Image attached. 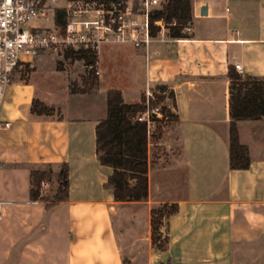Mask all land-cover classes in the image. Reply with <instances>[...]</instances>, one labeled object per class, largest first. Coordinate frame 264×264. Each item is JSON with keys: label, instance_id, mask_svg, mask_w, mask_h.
I'll return each instance as SVG.
<instances>
[{"label": "crops", "instance_id": "crops-1", "mask_svg": "<svg viewBox=\"0 0 264 264\" xmlns=\"http://www.w3.org/2000/svg\"><path fill=\"white\" fill-rule=\"evenodd\" d=\"M191 3L187 39L163 29L147 47L102 43L98 88L72 93L69 108L38 96V67L15 75L0 109V123L11 124L0 129V264H264V120L237 123L250 165L230 170L228 112L230 67L264 79V0ZM159 86L173 91L177 121L157 160L149 149L148 200L117 202L104 187L113 170L96 152L107 93L138 104ZM35 100L54 114H33ZM65 164L68 200L32 202V171L59 174ZM162 205L177 206L160 231L164 251L151 224Z\"/></svg>", "mask_w": 264, "mask_h": 264}, {"label": "trees", "instance_id": "trees-1", "mask_svg": "<svg viewBox=\"0 0 264 264\" xmlns=\"http://www.w3.org/2000/svg\"><path fill=\"white\" fill-rule=\"evenodd\" d=\"M75 1V0H68ZM117 1V0H111ZM191 0H162L160 5L150 13V32L156 37L162 28L155 25L162 21L164 28L173 39H187V28L192 25ZM55 22L59 27L66 24L64 10L55 12ZM62 56L66 61L83 62L84 66H98L99 53L92 50L65 51ZM61 64H59L60 66ZM59 70H63L59 67ZM230 81L228 89L229 112V168L230 170H247L250 165L247 147L239 142L237 123L240 121L264 120V79L238 74L234 68L228 69ZM83 88H72V93L86 94L99 86L96 71H85ZM154 98L150 99V109L162 108L163 118L153 117L155 122L154 138L163 139L165 128L177 121L173 111L174 93L166 86L151 90ZM146 95L138 104H126L120 91L107 93V116L96 128V152L101 165L113 170L106 189L112 190L117 202H141L149 198V143L146 123L137 120L147 111ZM32 113L39 116H51L54 109L34 101ZM56 181L57 192L53 200L44 195L43 183ZM69 169L65 164L59 174L49 171H32L30 199L32 202H49L47 207L66 202L69 197ZM177 212L176 205H162L152 210V240L158 250H166L168 237L161 235L165 220Z\"/></svg>", "mask_w": 264, "mask_h": 264}, {"label": "built area", "instance_id": "built-area-1", "mask_svg": "<svg viewBox=\"0 0 264 264\" xmlns=\"http://www.w3.org/2000/svg\"><path fill=\"white\" fill-rule=\"evenodd\" d=\"M58 0H0V109L6 89L15 75H29L37 69L39 59L48 53L63 54L65 51H97L104 42L131 43L137 48L147 47L152 40L150 13L162 0H75L64 8L66 24L52 28L32 27L39 17ZM58 10V9H56ZM56 12V11H55ZM55 21V19H54ZM155 25L162 29V21ZM190 29L187 28L186 32ZM85 71L98 66H84ZM235 71L243 75L240 65ZM147 111L137 120L146 123L148 136L153 134L155 122L163 118L162 108L150 109L152 91L145 93ZM10 123H0V129H8ZM45 186V183L42 184ZM2 205L0 204V220Z\"/></svg>", "mask_w": 264, "mask_h": 264}, {"label": "rangeland", "instance_id": "rangeland-1", "mask_svg": "<svg viewBox=\"0 0 264 264\" xmlns=\"http://www.w3.org/2000/svg\"><path fill=\"white\" fill-rule=\"evenodd\" d=\"M67 4V0H58L52 4L51 9L47 10L45 16L37 18L32 24V27H47L52 28L54 26V18L56 9L64 8ZM40 63V64H39ZM59 64H61L59 66ZM38 73L32 74V81L37 86V94L40 98H46L47 94H52L53 99L63 101L68 108L70 107V99L72 92L66 90L69 85L72 88L81 89L83 88V76L85 75V68L83 62H71L66 61L62 54L48 53L43 58L39 59L38 62ZM63 70H59L58 68ZM70 114V110L67 112ZM153 134L149 137V149L151 150L152 161L157 160L158 156L162 154V148L158 146L159 142L153 137ZM48 171V170H39ZM56 181L50 183L45 182L43 187L44 195L53 200L57 192Z\"/></svg>", "mask_w": 264, "mask_h": 264}, {"label": "water", "instance_id": "water-1", "mask_svg": "<svg viewBox=\"0 0 264 264\" xmlns=\"http://www.w3.org/2000/svg\"><path fill=\"white\" fill-rule=\"evenodd\" d=\"M200 13H201V15H203V16L206 15V8H202Z\"/></svg>", "mask_w": 264, "mask_h": 264}]
</instances>
